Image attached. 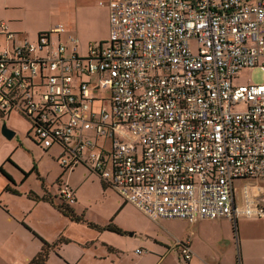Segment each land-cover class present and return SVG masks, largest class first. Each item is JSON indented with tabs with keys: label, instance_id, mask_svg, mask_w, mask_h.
Returning a JSON list of instances; mask_svg holds the SVG:
<instances>
[{
	"label": "built area",
	"instance_id": "1",
	"mask_svg": "<svg viewBox=\"0 0 264 264\" xmlns=\"http://www.w3.org/2000/svg\"><path fill=\"white\" fill-rule=\"evenodd\" d=\"M108 7L109 37L85 55L62 24L17 42L0 22V115L20 112L63 169L84 166L150 220L264 218V83L235 84L264 72V0Z\"/></svg>",
	"mask_w": 264,
	"mask_h": 264
},
{
	"label": "crops",
	"instance_id": "2",
	"mask_svg": "<svg viewBox=\"0 0 264 264\" xmlns=\"http://www.w3.org/2000/svg\"><path fill=\"white\" fill-rule=\"evenodd\" d=\"M108 2L109 0H0V22L7 23L10 30L17 34V42L23 39L35 41L41 32L49 31L62 24L69 33H73L79 39L80 53L85 55L89 44L104 42L109 37ZM0 42L1 47L6 45L3 36H0ZM49 150L59 152L57 147L49 148ZM7 172L15 183L4 182L5 187L0 189V241L8 246H12L11 242L17 243L18 239L19 242L24 243L29 241V249L18 245V251H20L18 255L9 249H4L0 252V259H5L12 264H29L41 252L43 241H45L51 245L45 264L164 263V256L169 250L166 252L158 250L159 247H156L155 243L142 237L143 231L135 226L127 212V207L131 204L123 202L117 193L98 176L88 172L82 181L74 184L68 183L64 177H59L60 193L57 195L45 189V186L39 192L32 188H23L18 178L11 172ZM89 181L96 184L98 189L100 186L104 194L113 198L114 207L108 212L106 218L99 222H94L95 219L87 214L89 209L87 206L96 204L78 203L80 189ZM7 186H10L17 194L6 190ZM63 186H68L75 194L76 200L70 204L75 212L79 215L84 213L92 223L99 226V229L89 226L87 220V222L73 221L53 204L40 199L48 193L54 197L55 201L60 202ZM2 195H5V202L1 200ZM25 199L27 203L21 204ZM62 199L65 201L63 197ZM121 214L123 217L119 219L118 216ZM243 218H239L236 223L227 218L204 220L194 225L187 222L191 226L190 234L180 241L190 242L193 250L191 260L185 261L181 258L175 242L171 250L176 252L182 261L187 262L186 264H224L218 255L195 248L193 241L199 238L204 228L203 223L211 226V224L225 221L230 226L228 238L234 253L231 264H264V235L246 234V226H238L239 220ZM244 219L260 221L264 218ZM109 224L119 227L123 233L105 229ZM235 226H238V233ZM137 249L143 251L137 253ZM157 251L164 253H156Z\"/></svg>",
	"mask_w": 264,
	"mask_h": 264
},
{
	"label": "rangeland",
	"instance_id": "3",
	"mask_svg": "<svg viewBox=\"0 0 264 264\" xmlns=\"http://www.w3.org/2000/svg\"><path fill=\"white\" fill-rule=\"evenodd\" d=\"M262 84L264 83V72L260 67L252 69L241 70L238 77L235 80L236 85L243 84ZM6 123L7 126L16 132L12 139L6 138L1 130L2 125ZM31 123L18 111L13 110L5 118L0 115V166L7 171L11 172L23 188L33 189L37 192L43 189L55 192L59 195V177H64V180H68V183L74 184L82 181L85 178V174L88 173L85 168L79 166L73 170L64 172L59 163V153L55 150L45 149L43 146L36 143L33 133L31 132ZM34 168L37 171L31 172ZM73 171V172H72ZM24 172H31L30 175L25 178ZM71 172V173H70ZM10 182L9 179L0 172V189ZM6 184V185H7ZM257 185L262 189L264 199V178L258 180ZM61 198V197H60ZM1 200H5V195H2ZM62 201V199H59ZM5 202V201H4ZM113 198L104 194L102 188L96 187V184L88 182L80 189V198L78 203L80 204H96L95 206H87L88 216L95 219L94 222L104 220L108 212L114 207ZM27 203L25 199L21 204ZM107 208L104 212V210ZM127 212L135 226L143 231V238H148L155 243L158 250H169L165 254L163 264H186L182 261L176 252L172 249L174 242L185 239L190 234V225L187 221L180 218H168L153 221L147 218L144 214L139 212L133 205L127 207ZM85 220L90 221L84 213H82ZM123 217V214L118 216L119 219ZM202 223V222H201ZM246 226L249 235H264V219L260 221H250L246 219H240L238 226ZM238 226H235L236 233H238ZM196 227V226H195ZM202 232L198 239L194 240V247L199 248L200 251H205L209 254L218 255L221 262L224 264H231L233 261L234 253L233 247L229 241L230 226L228 222L214 223L208 226L207 223L202 224ZM204 229V230H203ZM196 230V229H195ZM197 232V230H196ZM197 234V233H196ZM29 241L24 243L23 241L15 243L11 242L8 246L0 241V252L4 249H9L14 254L18 255V245L29 249ZM29 251V250H28ZM156 253L163 254L160 251ZM0 264H12L11 262L0 259Z\"/></svg>",
	"mask_w": 264,
	"mask_h": 264
},
{
	"label": "trees",
	"instance_id": "4",
	"mask_svg": "<svg viewBox=\"0 0 264 264\" xmlns=\"http://www.w3.org/2000/svg\"><path fill=\"white\" fill-rule=\"evenodd\" d=\"M1 116L3 118L6 117L4 114H1ZM35 170L37 171V169L34 168L33 170H31V172H33ZM0 172L3 175H5L9 179V181L11 183H15L14 179L12 178V176L3 168V166H0ZM31 172H24L25 173V178H27L30 175ZM6 190L14 192V193L17 194V192L15 190H13L10 186H7ZM40 199L50 202L56 208H58L63 214H65L68 217H70L73 221H76V222H87L84 219L83 215L77 214L75 212V210L70 206V204L66 203L62 199V197H61L62 201L57 202V201H55L54 197L51 194L47 193L44 196H42ZM87 224L89 226H91V227L99 229V226L94 224V223H92V222H87ZM105 229H109V230H112V231L117 232V233H123V231L119 227L112 226L111 224L107 225L105 227ZM50 247H51L50 244H48L47 242L43 241V248H42L41 252L29 264H45V262H46V260L48 258V255H49Z\"/></svg>",
	"mask_w": 264,
	"mask_h": 264
},
{
	"label": "water",
	"instance_id": "5",
	"mask_svg": "<svg viewBox=\"0 0 264 264\" xmlns=\"http://www.w3.org/2000/svg\"><path fill=\"white\" fill-rule=\"evenodd\" d=\"M1 130H2L3 135H4L6 138H8V139H12V138L15 136V134H16V132H15L14 130L10 129V128L7 126L6 123H4V124L2 125Z\"/></svg>",
	"mask_w": 264,
	"mask_h": 264
}]
</instances>
